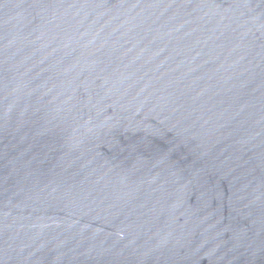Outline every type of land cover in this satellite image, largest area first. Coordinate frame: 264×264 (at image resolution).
Instances as JSON below:
<instances>
[{"label": "water", "instance_id": "95a60500", "mask_svg": "<svg viewBox=\"0 0 264 264\" xmlns=\"http://www.w3.org/2000/svg\"><path fill=\"white\" fill-rule=\"evenodd\" d=\"M0 264H264V0H0Z\"/></svg>", "mask_w": 264, "mask_h": 264}]
</instances>
